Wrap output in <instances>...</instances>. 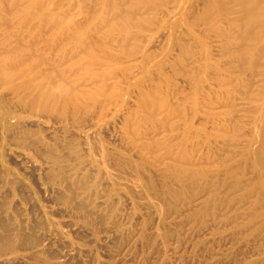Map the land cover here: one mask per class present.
Instances as JSON below:
<instances>
[{
	"label": "rangeland",
	"instance_id": "1",
	"mask_svg": "<svg viewBox=\"0 0 264 264\" xmlns=\"http://www.w3.org/2000/svg\"><path fill=\"white\" fill-rule=\"evenodd\" d=\"M0 264H264V0H0Z\"/></svg>",
	"mask_w": 264,
	"mask_h": 264
}]
</instances>
